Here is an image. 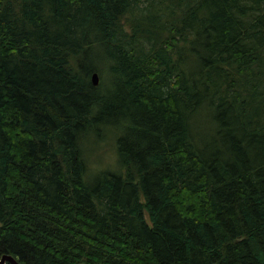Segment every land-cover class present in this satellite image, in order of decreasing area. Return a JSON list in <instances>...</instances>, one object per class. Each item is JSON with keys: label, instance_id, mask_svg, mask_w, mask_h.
<instances>
[{"label": "trees", "instance_id": "trees-1", "mask_svg": "<svg viewBox=\"0 0 264 264\" xmlns=\"http://www.w3.org/2000/svg\"><path fill=\"white\" fill-rule=\"evenodd\" d=\"M104 127L120 171L92 179ZM4 254L264 264V0H0Z\"/></svg>", "mask_w": 264, "mask_h": 264}, {"label": "rangeland", "instance_id": "rangeland-1", "mask_svg": "<svg viewBox=\"0 0 264 264\" xmlns=\"http://www.w3.org/2000/svg\"><path fill=\"white\" fill-rule=\"evenodd\" d=\"M103 88L109 90L112 85L113 75L106 72L104 79ZM107 91V90H106ZM211 120V114H201V128L199 132L202 135L207 136L209 134V122ZM85 159L88 162L87 176H95L96 173L101 171H120V165L118 163L117 146H116V132L112 129L103 128L100 135L94 133L87 134L81 137V142ZM92 179L94 177H91ZM146 218L149 221L148 214Z\"/></svg>", "mask_w": 264, "mask_h": 264}, {"label": "water", "instance_id": "water-1", "mask_svg": "<svg viewBox=\"0 0 264 264\" xmlns=\"http://www.w3.org/2000/svg\"><path fill=\"white\" fill-rule=\"evenodd\" d=\"M92 82L94 85H98L100 82V76L98 72H93L91 76ZM22 264L21 262L18 261L16 257H14L12 254H4L0 260V264Z\"/></svg>", "mask_w": 264, "mask_h": 264}]
</instances>
